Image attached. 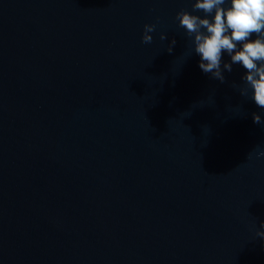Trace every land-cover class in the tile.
Listing matches in <instances>:
<instances>
[{
    "label": "water",
    "instance_id": "1",
    "mask_svg": "<svg viewBox=\"0 0 264 264\" xmlns=\"http://www.w3.org/2000/svg\"><path fill=\"white\" fill-rule=\"evenodd\" d=\"M193 2L0 0V264H264V109Z\"/></svg>",
    "mask_w": 264,
    "mask_h": 264
},
{
    "label": "clouds",
    "instance_id": "2",
    "mask_svg": "<svg viewBox=\"0 0 264 264\" xmlns=\"http://www.w3.org/2000/svg\"><path fill=\"white\" fill-rule=\"evenodd\" d=\"M175 19L191 42L192 52L188 56L195 52L200 57V69L224 83V72L230 73L233 65H239L244 70L242 84L233 83L232 87L264 109V0H194L192 10L181 8ZM156 29V23H146L142 43L151 44ZM167 39V33L161 32L160 40ZM176 42L173 37L167 45L169 53ZM225 53L229 62L223 61ZM252 116L254 123L264 126L261 113L254 112ZM253 155L264 157V150L257 146L249 158ZM255 234L264 239V222Z\"/></svg>",
    "mask_w": 264,
    "mask_h": 264
}]
</instances>
